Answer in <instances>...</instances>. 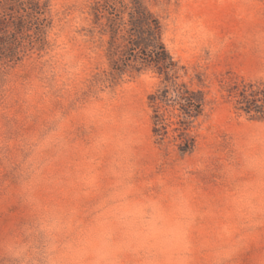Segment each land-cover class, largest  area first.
Segmentation results:
<instances>
[{
    "label": "rangeland",
    "instance_id": "rangeland-1",
    "mask_svg": "<svg viewBox=\"0 0 264 264\" xmlns=\"http://www.w3.org/2000/svg\"><path fill=\"white\" fill-rule=\"evenodd\" d=\"M41 1L44 49L0 59V264H264V0H146L166 74Z\"/></svg>",
    "mask_w": 264,
    "mask_h": 264
},
{
    "label": "trees",
    "instance_id": "trees-1",
    "mask_svg": "<svg viewBox=\"0 0 264 264\" xmlns=\"http://www.w3.org/2000/svg\"><path fill=\"white\" fill-rule=\"evenodd\" d=\"M46 9L47 3L41 0H0V14L4 17L0 19L1 60H19L21 48L26 45L33 47L38 44L41 50L44 49L48 27ZM92 15L91 32L98 29L101 35L108 36L110 48L115 46L118 36L123 41L120 67L116 70L122 71L135 61L140 63L137 71L155 68L165 74L174 72L175 63L162 39L161 22L147 6L146 0H94ZM172 97L170 90L165 89L159 100L167 103ZM177 99L180 109L190 118H198L202 114L205 100L201 92L178 91ZM182 142V153L192 151L193 138Z\"/></svg>",
    "mask_w": 264,
    "mask_h": 264
}]
</instances>
